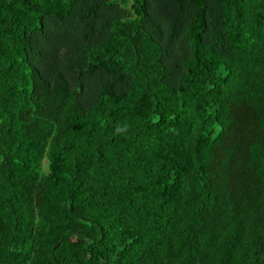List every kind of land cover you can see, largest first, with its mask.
<instances>
[{
	"label": "trees",
	"instance_id": "16d2710c",
	"mask_svg": "<svg viewBox=\"0 0 264 264\" xmlns=\"http://www.w3.org/2000/svg\"><path fill=\"white\" fill-rule=\"evenodd\" d=\"M0 264H264V0H0Z\"/></svg>",
	"mask_w": 264,
	"mask_h": 264
}]
</instances>
